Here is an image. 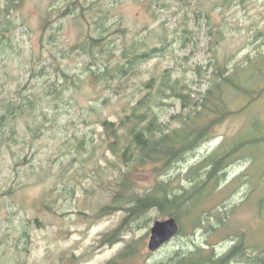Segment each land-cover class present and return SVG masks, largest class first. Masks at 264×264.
I'll list each match as a JSON object with an SVG mask.
<instances>
[{"label":"rangeland","instance_id":"obj_1","mask_svg":"<svg viewBox=\"0 0 264 264\" xmlns=\"http://www.w3.org/2000/svg\"><path fill=\"white\" fill-rule=\"evenodd\" d=\"M80 1L93 14L109 9L110 31L120 21L129 29L126 36H111L117 41L106 52L113 55L109 57L111 61L115 56L120 58L125 44L137 42L140 52L161 48L139 65L141 76L136 78L137 82L151 78L156 71L169 69L174 78H182L193 90L200 89L203 93L210 86L211 67L216 66L219 58L228 64L231 73L232 69L239 70L243 85L249 87L255 83L264 92V64H261L264 61V0ZM75 3L76 0H24L13 13L19 26L12 47L4 46L6 40L0 25V99L21 100V94H16L17 88L37 97H43L46 87L55 83L63 89L62 96L52 101L54 106L48 101L42 104L48 119L44 118L40 127L32 125L29 129L24 124L20 142L0 150V257L4 263L12 260L19 247L23 264H105L131 239L144 237L137 253L129 255L126 261L148 264L166 258L176 246L186 250L199 245L214 247L219 256L242 240L244 233L264 241V211L257 203V199L264 197L262 146L240 150L224 170L220 189L212 191L211 197L200 205L201 208L213 206L219 200L223 201L221 207L226 206L222 208L224 216L229 211V219L223 223L218 236L211 237L204 228L193 231L194 216L187 211L183 214V233L152 252L148 248L151 227L156 220L169 217L154 208L148 213L147 227L134 224L122 240L99 246L103 234L117 227L126 214L120 210L95 217L101 206L124 188L118 156L104 140L101 120L106 117L118 120L127 97L104 91L90 79L89 69L96 66L91 65L90 55L83 48L87 33L91 32L87 29L90 25L85 18H82L84 22L74 19L80 13V6ZM65 11L70 12L62 16ZM86 16L93 21L92 14ZM45 18L53 21L44 35ZM260 66L262 73L258 74ZM70 79L75 80L76 86L65 88ZM242 97L238 93L231 98L229 108L241 109L246 101ZM180 107L177 102L165 112L157 109L163 121ZM263 126L264 93L249 109L215 127L210 140L185 160L160 172L158 180L169 182L175 190L189 187L192 180L188 172L192 166L222 142H235L249 132L255 134V127ZM249 127L253 130L248 131ZM84 141L86 150L78 146ZM134 174L139 176V181L131 190L144 193L153 187L157 174L147 168L135 170ZM217 214L213 212L206 224L215 222ZM36 217L39 224L34 221ZM24 229L29 235L22 233ZM247 242L254 244L251 240ZM124 260L120 262L125 264Z\"/></svg>","mask_w":264,"mask_h":264},{"label":"trees","instance_id":"obj_2","mask_svg":"<svg viewBox=\"0 0 264 264\" xmlns=\"http://www.w3.org/2000/svg\"><path fill=\"white\" fill-rule=\"evenodd\" d=\"M23 3L24 0H0L1 34L6 40L4 46L12 47V42L15 43L14 33L19 25L13 13L19 10ZM75 5L80 6V13H76L74 19L77 22L85 20L90 25L87 29L91 32L87 33L83 46L90 55L91 65L96 66L89 69L90 79L94 84H100V88L104 91L109 90L115 96L127 97L126 107L118 120L109 117L101 120L104 140L108 148L118 156L124 188L116 191L111 201L102 205L95 217L101 218L120 210H124L126 214L117 227L103 234L100 246L113 245L122 240L134 224L147 227L148 213L154 208L178 220L181 226L178 235L183 233V214L189 211L194 216L193 231L204 228L210 232L211 237L218 236L223 223L229 219V211L227 210L224 216L222 208L226 206L221 207L223 201L219 200L213 206L201 208L200 205L211 197L212 191L220 189V181L226 173L224 170L240 150L264 146V126L255 127L257 130L255 134L260 133L259 135L249 132L250 135L246 134L235 142L229 144L222 142L204 159L192 166L188 172V178L192 180L189 187L183 186L175 190L170 187L169 182L159 181L158 175L167 167L185 160L190 153L203 146L213 136L215 127L224 123L228 117L249 109L263 96V88L259 89L258 84L255 83L248 85L249 87L243 85L239 70L232 69L231 73L228 64L220 62L219 58L216 59V66L211 67L212 71L209 73L211 77L208 79L210 86L203 93L200 89L193 90L182 78H174L169 69L159 73L156 71L151 78L137 82L136 78L141 76L138 71L139 65L161 48L154 47L140 52L137 42L125 44L120 58L115 56L111 61L109 57L113 55L106 52L112 45L117 44L111 36L113 34L126 36L129 29L121 25L120 21L115 22L118 27L110 31L112 26L108 24L111 17L109 9L96 11L93 14L80 0H76ZM69 12H63L62 16ZM86 14H92L93 21L87 19ZM52 21L44 19L42 25L44 35L47 33L48 24ZM93 25L94 28L91 27ZM92 31L97 33L93 34ZM261 64L263 66L264 61ZM262 66L258 69V74L262 73ZM199 68L201 66L198 70ZM70 85L76 86L74 79H70L69 85L65 88ZM17 89L16 94H21V100L16 101V97L8 100L6 97L0 99V142L2 143L0 150L2 151L9 149L12 143L20 142V130L24 124L29 129L32 125L40 127L43 119H48L42 104L44 101L52 102L59 99L63 92L56 83L46 87L43 97L25 93L21 88ZM238 93H242L244 96L242 98L246 101L241 109H230L228 104ZM177 102L181 105L178 112L162 121V115L157 108L165 112ZM54 105L55 103L52 102L51 106ZM54 120L57 119L54 117ZM252 130L249 127L248 131ZM78 146L87 149L85 141L80 142ZM146 168L157 174L154 175L153 187L144 193L131 190L135 182L139 181V176L134 174V171ZM257 203L261 211H264V197L257 199ZM213 212H218L215 216L216 221L206 224V221L213 217ZM79 213L88 214L86 211ZM37 218L34 221L39 224ZM22 233L25 236L29 235L25 229ZM233 235L234 233L231 237ZM143 238L131 239L115 258L105 264H122L120 262L122 258H125V264H128L127 257L137 253ZM247 240H251L254 244H249ZM20 248L15 254L13 253L12 260L7 261L8 264H23L19 255L22 252ZM4 262L6 261L0 257V264H5ZM239 263L264 264V241L254 240L244 233L242 240L235 243L227 253L219 256L214 247L199 245L193 250H186L182 246H176L166 258L148 264Z\"/></svg>","mask_w":264,"mask_h":264},{"label":"water","instance_id":"obj_3","mask_svg":"<svg viewBox=\"0 0 264 264\" xmlns=\"http://www.w3.org/2000/svg\"><path fill=\"white\" fill-rule=\"evenodd\" d=\"M179 231V224L174 217L158 220L151 229L149 248L157 250L166 241L173 238Z\"/></svg>","mask_w":264,"mask_h":264}]
</instances>
